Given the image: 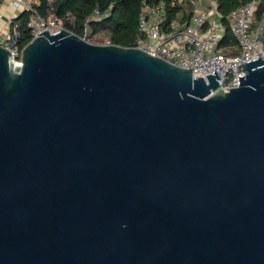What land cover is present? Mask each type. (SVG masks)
I'll return each mask as SVG.
<instances>
[{
  "label": "water",
  "instance_id": "water-1",
  "mask_svg": "<svg viewBox=\"0 0 264 264\" xmlns=\"http://www.w3.org/2000/svg\"><path fill=\"white\" fill-rule=\"evenodd\" d=\"M92 33L0 44V264H264V59L225 92Z\"/></svg>",
  "mask_w": 264,
  "mask_h": 264
},
{
  "label": "built area",
  "instance_id": "built-area-1",
  "mask_svg": "<svg viewBox=\"0 0 264 264\" xmlns=\"http://www.w3.org/2000/svg\"><path fill=\"white\" fill-rule=\"evenodd\" d=\"M199 1L205 2L207 9L198 8ZM6 2H10V5L20 13L23 11L32 13L28 23L32 30V40L46 30L54 34L63 29L58 19L42 18L31 7V0H3L2 4ZM259 3L260 0H254L228 16V26L238 43L239 51L235 56L224 53L220 47L225 28L221 22L217 23L220 16L216 0H173L170 8L165 4L146 5L138 19L140 38L133 48L143 50L152 57L162 59L178 68L193 69L194 78H204L207 83V76H215L213 73L215 71L221 77V81L217 80L220 88L228 92L239 86L238 78L246 75L242 71L238 72V67L259 58L264 59V18L263 23L257 29H253L254 14ZM175 6L195 8L189 22L169 16L168 10ZM98 15L100 13L97 11L95 17ZM18 42L19 33L15 29L7 30L0 41L14 61H20L22 57L23 49L19 48ZM105 44L110 45V42Z\"/></svg>",
  "mask_w": 264,
  "mask_h": 264
},
{
  "label": "trees",
  "instance_id": "trees-1",
  "mask_svg": "<svg viewBox=\"0 0 264 264\" xmlns=\"http://www.w3.org/2000/svg\"><path fill=\"white\" fill-rule=\"evenodd\" d=\"M254 0H216L220 22L225 28L224 38L220 44L224 53L232 56L238 53V43L228 26V16L243 5ZM173 0H31V7L38 14L48 20L50 17L58 19L63 29L84 37L87 27L93 31L89 41L93 44L110 42L123 48H133L140 38L138 19L147 6L165 4L168 8ZM3 0H0V6ZM190 8V7H187ZM183 9L175 6L168 10L169 16L175 18ZM186 9V8H185ZM191 9V8H190ZM189 10V9H188ZM100 15L95 17V13ZM32 13L23 11L10 22L11 30L19 33V48L23 49L32 40V30L28 27ZM264 18V0H260L253 19V29H257ZM104 37L106 40L100 39ZM264 41V36H263Z\"/></svg>",
  "mask_w": 264,
  "mask_h": 264
},
{
  "label": "crops",
  "instance_id": "crops-1",
  "mask_svg": "<svg viewBox=\"0 0 264 264\" xmlns=\"http://www.w3.org/2000/svg\"><path fill=\"white\" fill-rule=\"evenodd\" d=\"M196 1V0H194ZM186 7V6H185ZM183 7L177 14L176 18L183 19L184 21L189 22L190 17L194 14L193 10L195 8H187L189 6ZM198 8L204 10L207 9V5L203 1L198 2ZM189 9V10H188ZM20 14L19 10L12 7L10 2H6L0 6V41L2 40L3 34L7 32V30L11 29V20ZM238 54V53H237Z\"/></svg>",
  "mask_w": 264,
  "mask_h": 264
},
{
  "label": "rangeland",
  "instance_id": "rangeland-1",
  "mask_svg": "<svg viewBox=\"0 0 264 264\" xmlns=\"http://www.w3.org/2000/svg\"><path fill=\"white\" fill-rule=\"evenodd\" d=\"M209 3V1H207ZM214 7V5H213ZM191 10V9H190ZM217 23H220V18L217 19ZM59 27L61 28V24L59 25ZM100 39L106 40V38L104 37H99ZM106 43V42H105Z\"/></svg>",
  "mask_w": 264,
  "mask_h": 264
}]
</instances>
